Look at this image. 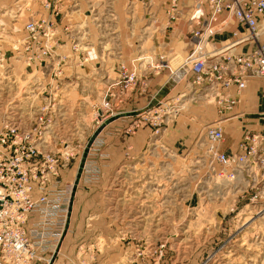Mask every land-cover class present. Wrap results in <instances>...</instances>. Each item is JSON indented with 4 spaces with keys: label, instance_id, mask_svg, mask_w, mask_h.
Returning <instances> with one entry per match:
<instances>
[{
    "label": "rangeland",
    "instance_id": "obj_1",
    "mask_svg": "<svg viewBox=\"0 0 264 264\" xmlns=\"http://www.w3.org/2000/svg\"><path fill=\"white\" fill-rule=\"evenodd\" d=\"M46 1L0 0V127L36 123L41 82L45 106L53 107L43 141L60 157L70 153L60 188L77 189L55 264H264V173L253 178L229 169L221 176L219 164L212 172L205 137L207 125L220 121L225 143L240 137L239 154L256 126L264 133V111L219 115L207 99L169 116L191 97L192 87L179 88L181 74L162 100L166 112L149 107L153 80L173 77L176 44L184 50L180 60L191 53L194 1L54 0L49 11ZM40 11V28L57 31L53 50L26 45L27 23ZM229 39L230 30L215 46ZM147 54L152 62L145 64ZM194 105L217 115L196 126L199 143H166ZM142 130L147 143H137ZM83 148L89 153L78 180ZM51 254L33 264H48Z\"/></svg>",
    "mask_w": 264,
    "mask_h": 264
},
{
    "label": "built area",
    "instance_id": "obj_2",
    "mask_svg": "<svg viewBox=\"0 0 264 264\" xmlns=\"http://www.w3.org/2000/svg\"><path fill=\"white\" fill-rule=\"evenodd\" d=\"M51 1L54 0L44 3L45 10H50ZM174 1L181 3V0ZM193 1L205 11L191 17L200 28L193 33L195 44L183 67H186L185 73L195 75L188 101L210 99L215 102L219 115L229 114L243 102L252 81L264 80V24L258 22L264 16V0ZM31 18L25 28L26 45L38 44L43 50L57 48V31L40 28L44 14L40 11ZM230 21L235 25L230 30L232 40L212 52L205 51L209 39L222 33ZM247 43L251 51L240 52ZM37 91L42 103H37L36 123L27 129L11 122L0 127V262L3 264H33L48 252L53 257L68 232V213L74 204L75 184L68 191L60 188L72 156L67 153L66 157H60L48 150L50 143H44V116L53 107L45 106L41 82ZM185 97L186 92L179 101ZM164 106L160 100L154 108L166 112ZM181 111L182 107H172L168 115ZM221 124L218 121L206 127L210 170L216 173V164H219L223 168L221 176L232 169L259 177L264 173V133L247 134L241 142L242 152L229 155L222 151L225 137Z\"/></svg>",
    "mask_w": 264,
    "mask_h": 264
},
{
    "label": "crops",
    "instance_id": "obj_3",
    "mask_svg": "<svg viewBox=\"0 0 264 264\" xmlns=\"http://www.w3.org/2000/svg\"><path fill=\"white\" fill-rule=\"evenodd\" d=\"M90 13L92 15V11ZM178 26H180V25H178ZM181 27H184V26H181ZM182 29H184V28H182ZM231 29H235V26L231 27ZM231 29H228L227 31H229ZM148 30H151V28H149ZM189 32H190V30H188L187 34H189ZM228 36L229 35L226 33L222 36H219L218 39L219 40L228 39ZM182 37H183V35L180 34L179 38H182ZM191 37H192V35H191ZM229 40H227V42ZM191 41H192V39H191ZM215 43H219V42H217L216 37L212 40V43H211L212 51L220 48V46H215ZM151 45H152V43H151ZM191 45H192V42H191ZM178 46L179 45L176 44V49H178V48L179 49L174 54V59H172L170 61L171 67L175 68L174 69L175 72H174V74H172L173 77L169 76V78L166 79V77L161 75V77L155 78L153 80V83L151 84V86L153 88L155 87L156 94H158V92L161 91L166 86V89L168 90L167 95H169V92L174 90V88H175L174 84L177 82L178 78H180V74L183 75V77H184L186 70H185V68H183L184 67L183 65H184V62L186 61L187 57L184 58L185 60H182L183 58L180 60V57L182 54L179 52L184 51V50ZM144 47H145V50L147 49L148 51L150 50V48H152L151 46L149 48H146V46H144ZM240 49H243L240 52H249V51H251L252 47L247 43V44L242 45V47ZM149 57L151 58V56H149V54L142 57V60L144 59L143 61L145 62V64H146V62L147 63L152 62V59L149 60ZM173 62H175V64L178 62V65L176 64V66H174ZM194 77H195L194 74H190L189 77L183 78L182 81L179 82L181 85L179 88H182L186 84L188 85V89H191V87L193 88L192 82L194 81ZM260 100H262V102ZM189 102L190 101H185V103H184L185 105H184L183 109H185V107L188 106ZM261 110L264 111V80L263 81L255 80L249 84V87L247 88V90L244 93L243 104L238 105V107L236 108V113H246L247 115H250L252 117H254V116L258 117L260 115V113H263V112H260ZM189 114H190V116L186 117V119H188V122H186V124H185V121L184 122L183 121L178 122L179 123V129H178L177 133L174 132V133L167 135L168 137L166 136V138H165L166 143H187V145H188L187 147H190V149H191L193 143H199V140H198L199 138L197 137L196 126H199V125L201 126L205 122H211L212 120L216 119V117H217L216 110L214 109V107L213 108L212 107L205 108L204 106L202 107V105H194L191 108ZM189 119H191V120H189ZM251 121L255 122L253 127L256 126V124L259 125V123H257L258 121L256 122V119H252ZM255 129H257V130H255ZM262 129L263 128H260V125L256 126L254 128V130L258 131V132H259V130L262 131ZM148 136H149L148 131H146V130L140 131L137 135V143H147L148 139H149ZM161 138H163V136H161ZM232 140H233L232 142H229L230 140L226 141V143L224 142L225 144L222 146L223 152H225L227 154H235L236 152H238L240 137H238L237 139L235 137Z\"/></svg>",
    "mask_w": 264,
    "mask_h": 264
},
{
    "label": "bare ground",
    "instance_id": "obj_4",
    "mask_svg": "<svg viewBox=\"0 0 264 264\" xmlns=\"http://www.w3.org/2000/svg\"><path fill=\"white\" fill-rule=\"evenodd\" d=\"M189 1H192V0H181V3L180 4H184L183 6H186L187 4L186 3H189ZM30 4H28V6H29ZM93 8V7H92ZM194 12L192 13V15H191V17H193V16H197V15H199L200 13H202V12H204L205 10H204V8L203 7H197V5L194 3ZM92 15H93V13H92ZM98 16V15H97ZM191 17H190V22H191V28L189 29V27H188V30H190V33H191V35H192V37H191V39H192V46L195 44V40H194V37H193V33L195 32V31H197V30H199V28H200V26H198L192 19H191ZM94 19V18H93ZM99 21V20H98ZM101 22V21H100ZM187 23V22H186ZM177 24V23H176ZM193 25H194V27H193ZM214 26L216 25L215 23L213 24ZM183 26L184 27H186L184 24H183ZM233 26H235L234 25V21H230V22H227V24H226V26L224 27V31L222 32V33H218V34H223L225 31H227L228 29H231V27H233ZM101 27V26H100ZM192 27H193V29H192ZM102 28V27H101ZM232 30H234V29H231V31ZM218 34H216L214 37H212V38H210L209 39V41L206 43V45H205V51H207V52H212V49H211V43H212V40L218 35ZM77 40V39H76ZM187 61V60H186ZM186 61L184 62V65H185V63H186ZM177 65H178V62L176 63ZM176 64H175V62H173V65L174 66H176ZM183 65V66H184ZM186 68V67H185ZM158 72V71H157ZM174 73V72H173ZM166 91H167V89H166ZM168 92V91H167ZM166 97H167V95H166ZM165 97V98H166ZM164 99V98H163ZM162 99V100H163ZM185 101H188V100H184L183 101V104L182 105H180V107H182V110H183V108H184V103H185ZM153 107H155V106H153ZM203 107V106H202ZM89 153V152H88ZM87 160V159H86ZM67 235H68V232L64 235V237H67ZM61 243L58 245V248H57V251H56V254H58V256H59V252H60V250H61ZM58 256H57V258H58ZM57 258H56V260H55V262L53 263V264H55L56 263V261H57ZM51 260H52V258L50 259V262H51ZM49 262V263H50ZM48 263V264H49Z\"/></svg>",
    "mask_w": 264,
    "mask_h": 264
},
{
    "label": "water",
    "instance_id": "obj_5",
    "mask_svg": "<svg viewBox=\"0 0 264 264\" xmlns=\"http://www.w3.org/2000/svg\"><path fill=\"white\" fill-rule=\"evenodd\" d=\"M168 91V90H167ZM166 91V88H163L161 91H159L158 95L156 96V98L152 101V103L150 104L149 107H153V106H157L159 101L162 100L163 98L166 97V95L168 94V92ZM87 156H88V149L85 150L84 154H83V157H82V160H81V163H80V166H79V169H78V173H77V179L79 180L81 178V175L83 173V170H84V167H85V162H86V159H87ZM76 179V182H78V180ZM76 188V187H75ZM77 190V189H75ZM74 190V192H75ZM58 254H54V256L52 257V260L49 264H53L57 258Z\"/></svg>",
    "mask_w": 264,
    "mask_h": 264
}]
</instances>
